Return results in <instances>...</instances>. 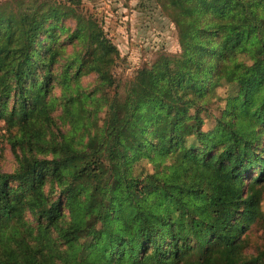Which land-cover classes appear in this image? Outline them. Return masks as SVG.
Returning a JSON list of instances; mask_svg holds the SVG:
<instances>
[{
  "label": "trees",
  "instance_id": "1",
  "mask_svg": "<svg viewBox=\"0 0 264 264\" xmlns=\"http://www.w3.org/2000/svg\"><path fill=\"white\" fill-rule=\"evenodd\" d=\"M157 1L179 31L182 53L142 67L122 99L78 89L87 64L100 86H110L107 63L118 54L87 20L82 0L16 3L10 13L12 1L0 3V100L14 97L6 122L36 153L49 151L36 121L57 126L50 115L54 86L70 91L62 104L70 128L58 131L50 158L34 154L13 173L0 169V264H239L240 224L232 222L241 176L260 160L263 136L264 0ZM67 17L76 21L68 39L87 41L92 60L68 56L62 72L25 90L45 24ZM46 50L41 68L59 61L62 46ZM223 83L231 93L218 124L205 132L200 110ZM139 156L156 163L154 173H131L129 163ZM258 201L243 215L255 218ZM170 237L183 245L167 253Z\"/></svg>",
  "mask_w": 264,
  "mask_h": 264
},
{
  "label": "rangeland",
  "instance_id": "2",
  "mask_svg": "<svg viewBox=\"0 0 264 264\" xmlns=\"http://www.w3.org/2000/svg\"><path fill=\"white\" fill-rule=\"evenodd\" d=\"M5 1H12L8 9L10 13L16 10V3L23 8L29 4L33 5L45 0H0V3ZM55 1L67 3L69 0ZM76 8L80 10V7ZM81 9L87 20H90L94 25V29L98 30L95 26H99L104 32V37L116 46L118 50V54L113 53L107 63V68L113 77V83L110 86L108 84L100 86L99 76L94 70L89 68L91 64H87L82 76L76 79V84L79 85L78 89L81 92L103 91L109 97L118 96V98L122 99L125 97L127 85L132 83L142 67H153L162 56H177L182 53L179 31L157 0H82ZM75 26L76 21L73 17L63 18L58 21H47L39 37V40L43 41L34 44L32 47L33 57L31 61L34 62V70L23 83L25 90L28 89L27 91L30 92L35 89L36 84L40 81L43 82L46 78H50L51 72L54 70L58 71V73L62 72L65 63L68 61V56H75L87 62L92 60L90 57L92 47L87 41L79 42L78 39H68L73 33ZM59 46H62L59 61L48 68H41L43 65L41 59L47 54L46 48L54 49ZM72 72H76V68H73ZM47 86V82L42 83L44 89ZM67 89L63 88L62 85H56L50 96L53 101L50 115L57 123V126L46 124L47 122L42 123L38 120L36 121L37 124L33 126V129L37 127L44 132L45 140L49 143V145L43 146L45 150L51 151L59 145L58 143L61 141L60 138L58 139L59 130L65 132L70 128L64 120V118L67 120L69 117H63L65 111L62 106L64 96L70 92L66 91ZM231 89L230 85L223 83L214 88L207 96L208 105L206 107L203 106L200 110V115L203 118L202 130L205 132L212 131L218 124V119L225 108V92L227 90L228 93H231ZM99 95L100 93L97 94V96ZM3 101L4 99L0 100V169L6 173H13L20 169L25 159L30 158L34 154L50 158L51 153L49 151L36 153L35 149L33 150L25 142L27 137L22 135L19 128L9 127L6 119L13 108L14 97L5 99V103ZM27 102L31 103L28 98ZM3 108H6V111L1 113ZM30 113L32 114V111ZM98 116H100V122L97 121V123L102 124L104 112H101ZM31 124L33 125L34 122ZM259 128L263 136L256 144V154H260V160L257 159L253 167L244 171L241 176L244 192L238 205L236 219L232 222V224H240L235 240V243L239 244V246L241 245L239 264H264V180L261 181V177L264 175V124H261ZM80 136L81 134L78 132L75 139H80ZM150 140L152 143L156 142L157 137L152 135ZM192 141L196 146L199 145L198 142L191 139L189 144ZM256 156L258 155H254L253 159ZM170 161V159H167L164 165L170 163ZM155 166L156 163L145 156H139L136 160H131L129 163L131 173L142 178L154 173L156 170ZM60 190L55 188L52 192L53 196L57 197ZM251 193H254V195L248 201H245ZM257 199L259 200L258 210H256L257 216L251 219L249 215H243L244 208L251 206ZM254 208L257 209V205ZM28 220L32 221L30 218ZM210 239L214 240L213 237H210ZM166 242L169 243L167 253L176 252L179 246L183 245L182 240L176 241L171 237L166 239ZM48 262V264H59L58 262L50 263L49 260ZM202 264L215 263L205 262Z\"/></svg>",
  "mask_w": 264,
  "mask_h": 264
}]
</instances>
